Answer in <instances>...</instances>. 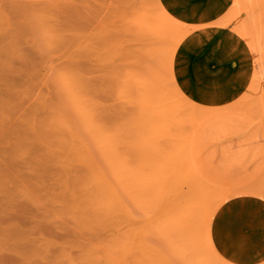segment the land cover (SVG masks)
Segmentation results:
<instances>
[{
  "label": "rangeland",
  "instance_id": "1",
  "mask_svg": "<svg viewBox=\"0 0 264 264\" xmlns=\"http://www.w3.org/2000/svg\"><path fill=\"white\" fill-rule=\"evenodd\" d=\"M168 1L0 0V7L13 3L22 8L18 13H0V58L16 57L8 66L10 76L16 79L23 75L26 80L12 91L21 92L28 84L32 90L21 109H14L7 118L2 115L6 118L3 128L8 131L2 128L1 132L15 135L9 139L12 134L1 133L5 139L0 136L4 139L0 140V157L6 161L0 158V165L5 172L13 168L8 162L13 153L9 156L7 150L14 148L17 138L31 134L27 125L24 130L20 123H26V113L37 105L38 98L57 95L65 102L60 80L72 58L76 88L89 92L93 102L106 108L115 120L129 118L133 109L148 103L186 108L180 116L184 127L176 130L189 141L188 152L209 188L202 225L221 257L234 264H264V0ZM160 2L174 23L188 33L173 28L164 37L151 31L138 35L136 19L146 18L151 25L159 21L162 27L169 24L161 17ZM24 60L31 67L26 73ZM0 87L7 88L3 81ZM13 123L18 134L12 132ZM43 127L37 128L39 134L46 131ZM81 136L84 138L83 133ZM43 144L27 143L29 147L18 153L23 157L15 156L12 170L17 172L13 171L16 179L6 185L10 193L14 194V183L38 175L33 172L36 165L41 168L47 164L50 156L46 147L54 152L52 160L56 148V153L69 150L64 148L66 143L55 142L54 147ZM134 146L135 142L130 148L134 150ZM31 164L35 165L33 170L28 169ZM58 164H51L53 170L37 183V193L30 191L39 203L15 193L10 203L0 206L3 226L7 219L14 221L22 215L29 219L30 227L55 225L60 232L74 229L71 214L63 210L64 203L43 195L44 188L53 195L61 192L63 177ZM74 165L84 169L80 163ZM127 205L135 217L142 216L133 204ZM76 233L68 241L76 244ZM55 242L62 239L55 238Z\"/></svg>",
  "mask_w": 264,
  "mask_h": 264
},
{
  "label": "bare ground",
  "instance_id": "2",
  "mask_svg": "<svg viewBox=\"0 0 264 264\" xmlns=\"http://www.w3.org/2000/svg\"><path fill=\"white\" fill-rule=\"evenodd\" d=\"M157 6L162 8H159L163 11L161 17L167 19L164 21L169 24L164 28L157 21L154 23L161 27L158 25L155 28L157 25H151L153 22L150 24L146 18L140 22L136 19L135 29L139 36L151 31L156 36L164 37L173 28L188 33L187 29L184 32L180 25L174 23L175 20L163 9L161 2ZM236 6L239 7L238 4ZM0 8V13H18L22 9L13 3H5ZM14 58H0V81L7 86L3 87L5 89L0 87V136L10 133L1 132L8 114H14V109H21L27 93H32L29 84L21 92L12 91L26 82L23 75L16 79L10 76L8 66ZM23 65L24 73L29 72L31 67L28 60H24ZM66 69L60 80L65 102L61 103L57 95L38 98L37 105L26 113V123H20L21 126L24 124V130L27 125L31 134L20 136V139L15 137L21 143L15 142L14 148L9 147L7 152L9 156L13 153L14 157L11 154V159L7 161L15 168L14 160L18 153L23 152V148L27 149L29 145L26 144L30 142H43L42 146L50 144V147H54L55 142L63 146L66 143L68 145L64 148L68 147L69 150L56 153L59 150L56 148V158L53 157L56 160L53 161L51 153L54 152L50 153L51 149L46 147L49 150H46V154L50 156L47 164L43 160L44 167L36 165L40 170L35 168L33 172L38 175L22 181L25 187L22 182V185L14 183V194L6 190V185L16 179L13 180V177L17 172L13 168L12 172L8 168L5 172L4 166L0 165V193L4 195H0V206L10 203L16 197L15 193L33 204L39 203L30 191H36L37 183L53 170L51 164L60 163L58 171L63 177L61 192L53 195L48 188H44L43 195L52 197V201L64 203L63 210L71 214L74 229L60 232L55 225L30 227L27 225L29 219L22 215L14 217V221L7 219L5 226L0 220V264H234L218 255L202 225L204 200L209 188L197 170L191 152H188L189 143H186L185 137L178 136L184 124L180 116L186 108L148 103L133 109L129 118L115 120L106 108L93 102L89 92L76 88L72 58ZM37 116H42V119ZM7 124H10L9 121ZM13 124L9 126L13 128L12 132L18 134L19 129ZM40 125L47 128L42 131L43 134L38 133ZM14 135L7 138L12 139ZM4 139L0 140L4 142ZM134 142L133 150L130 146ZM0 154H3L1 149ZM74 163H80L84 169L78 168L80 165L76 168ZM29 166L28 169L32 167L33 170L35 165ZM7 175L12 178L9 179ZM38 199H41V195ZM129 203L142 213L141 217L132 214L127 205ZM73 232H77L76 236L79 237L76 244L75 241H68ZM55 238L62 239V242L56 243Z\"/></svg>",
  "mask_w": 264,
  "mask_h": 264
},
{
  "label": "crops",
  "instance_id": "3",
  "mask_svg": "<svg viewBox=\"0 0 264 264\" xmlns=\"http://www.w3.org/2000/svg\"><path fill=\"white\" fill-rule=\"evenodd\" d=\"M174 1V0H173Z\"/></svg>",
  "mask_w": 264,
  "mask_h": 264
}]
</instances>
